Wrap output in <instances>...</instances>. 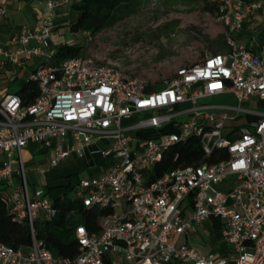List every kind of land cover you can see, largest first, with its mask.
Masks as SVG:
<instances>
[{
  "label": "built area",
  "instance_id": "1",
  "mask_svg": "<svg viewBox=\"0 0 264 264\" xmlns=\"http://www.w3.org/2000/svg\"><path fill=\"white\" fill-rule=\"evenodd\" d=\"M9 1L0 0V25ZM76 1L49 0V14L15 33L11 48L0 46L2 63H33L30 78L39 87L29 105L17 92L0 98V185H8V205L32 234L26 248L0 242V264H264V46L256 50L236 37L264 10V0H217L227 49L179 67L157 89L128 75L118 60L80 54L55 62L56 10ZM226 93L238 103L201 102ZM253 98L262 110L244 105ZM162 128L158 137L138 134ZM192 136L205 156L218 159L151 177L166 152ZM103 139L111 140L98 149L109 165L99 177L73 183L68 195L110 211L99 218L98 231L76 227L73 258L56 256L36 223L58 209L49 190L29 187L23 149L55 144L50 168L38 169L44 175L73 150L82 154ZM212 216L221 218V240L233 249L224 256L204 255L186 239Z\"/></svg>",
  "mask_w": 264,
  "mask_h": 264
},
{
  "label": "rangeland",
  "instance_id": "2",
  "mask_svg": "<svg viewBox=\"0 0 264 264\" xmlns=\"http://www.w3.org/2000/svg\"><path fill=\"white\" fill-rule=\"evenodd\" d=\"M25 9L32 13L33 5L31 7L27 4L23 11ZM58 15L52 34L56 47L64 42L80 44L84 46V54L93 56L98 61L118 60L128 75L147 80L156 89L162 87L179 67L199 62L207 55L220 51L222 48L219 45L224 43L226 32L225 24L218 19L211 0H137L130 7H120L116 21L97 34L72 32L69 26L78 13L70 7L61 9ZM10 17L13 31L29 22L25 13H14ZM247 25L248 29L241 36L243 41H264V10L258 11L246 21L244 26ZM236 37L239 39L240 35ZM9 69L5 67L1 71L0 87L17 92L28 80L31 71L19 67H15L13 71ZM256 101L257 98H253L244 102V105L262 110ZM201 102L238 103L233 93L208 96L201 99ZM244 120L240 118L237 122ZM165 131L167 128L147 129L138 134L158 137ZM66 139L70 140L71 146L77 144L72 137ZM110 141H99V148L108 146ZM137 153L140 154L141 149ZM23 154L29 187L33 189L42 186L51 190L52 195L72 193L71 183L83 178L99 177L110 163V159L100 152L85 158L73 152L42 175L38 173V169L50 168L51 160L56 154L55 144L43 149L40 145L31 144L23 149ZM90 160L93 164L89 167L87 163ZM221 225V218L212 216L192 231L188 243L196 245L204 255L214 253L224 256L231 253L232 247L221 240ZM227 264L234 262L229 261Z\"/></svg>",
  "mask_w": 264,
  "mask_h": 264
},
{
  "label": "trees",
  "instance_id": "3",
  "mask_svg": "<svg viewBox=\"0 0 264 264\" xmlns=\"http://www.w3.org/2000/svg\"><path fill=\"white\" fill-rule=\"evenodd\" d=\"M135 1L137 0H80L73 2L70 8L76 11L78 15L70 24V30L72 32L85 31L97 34L116 21L120 7H130ZM211 1L217 11V0ZM219 46L222 49L215 53L227 49L226 40L224 39V43H220ZM83 51L84 46L80 44L61 43L57 46L55 62L59 63L66 58L84 54ZM17 93L22 97L25 105L31 104L39 94L37 81L29 78ZM217 159L216 155L205 156L201 143L192 136L186 142L171 147L163 159L156 164L155 172L151 177H160L164 172L178 166ZM53 198L58 209L57 215L51 220L37 222V235L45 240L46 245L56 256L73 258L79 251V244L75 237L76 227L84 225L92 232L98 231L100 227L99 218L110 210L98 206H84L80 199L68 195L67 192ZM31 236L28 223L19 219L10 209L6 194L0 189V242L15 249L26 248L31 243Z\"/></svg>",
  "mask_w": 264,
  "mask_h": 264
},
{
  "label": "crops",
  "instance_id": "4",
  "mask_svg": "<svg viewBox=\"0 0 264 264\" xmlns=\"http://www.w3.org/2000/svg\"><path fill=\"white\" fill-rule=\"evenodd\" d=\"M29 4L31 7L33 5V12L30 13L28 12L26 9L23 11V8L26 7V5ZM63 9V7L61 8H58L56 10V24H57V19H58V14L60 12V10ZM51 12V7H50V3H49V0H10L9 1V4H8V13L6 15V17L3 19V21L1 22V25H0V46L4 47V48H11V44H10V41H11V38L14 36L15 33L19 32L20 29L23 27L21 26L19 30L17 31H13V25H12V17H10L11 15L13 16L14 13L18 14V13H25V16L27 18H29V22L27 25H24V26H29V27H32L34 26L38 20L44 16V15H47ZM11 13V15H10ZM251 23V22H250ZM249 23V24H250ZM248 25L247 26H244V29L242 30V32L239 34L240 37H239V41L240 43L242 44H245L247 46H250V47H253L254 49L256 50H261L264 46V41L262 42H257L256 40H248V41H243V39L241 38V36H243V33L248 29ZM57 48V47H56ZM10 68L9 71H13L14 68H18V66H15L11 61L7 60L6 62L2 63L1 61V58H0V73L1 71L5 68ZM33 63H28L25 67H22V68H26L28 69L29 71L32 72L33 70ZM21 68V67H19ZM30 78V76L28 77V79ZM7 92H12L10 90H8L7 88H3V87H0V98ZM65 141H68L67 139ZM70 141V140H69ZM77 143V142H76ZM31 145V144H30ZM29 145V146H30ZM77 145V144H76ZM28 146V147H29ZM75 146V145H74ZM99 143H94V144H91L89 146H86L83 148L82 150V154L78 153L77 151L73 150L71 153H78L80 157H88L90 156V154H93V153H97L99 152L98 149H99ZM27 148V147H26ZM43 149V148H42ZM70 153V154H71ZM69 154V155H70ZM68 155V156H69ZM66 156V157H68ZM65 157V158H66ZM4 159V156L2 154H0V161H2ZM64 159V158H63ZM62 159V160H63ZM59 164V163H58ZM57 164V165H58ZM88 166L90 167V165H92V161L90 160L89 163H87ZM56 165V166H57ZM55 166V167H56ZM18 178L15 177L14 178V182H16L17 184H19V182H17ZM19 181V180H18ZM0 189H2L3 191L5 192H9L10 189L8 188V185L6 183L4 184H1L0 185ZM57 192H60V190H58ZM51 193V192H50ZM59 194V193H58ZM57 194V195H58ZM57 195H52L53 197L57 196ZM61 195V194H59ZM192 235V232L190 234H187L186 235V239L188 240L189 236ZM220 236H221V231H220Z\"/></svg>",
  "mask_w": 264,
  "mask_h": 264
}]
</instances>
